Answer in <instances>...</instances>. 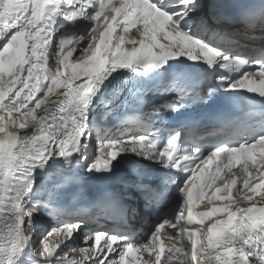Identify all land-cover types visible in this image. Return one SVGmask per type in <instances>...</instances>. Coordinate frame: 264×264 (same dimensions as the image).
<instances>
[{"label": "snow or ice", "instance_id": "snow-or-ice-1", "mask_svg": "<svg viewBox=\"0 0 264 264\" xmlns=\"http://www.w3.org/2000/svg\"><path fill=\"white\" fill-rule=\"evenodd\" d=\"M165 251L264 264V0H0V264Z\"/></svg>", "mask_w": 264, "mask_h": 264}, {"label": "bare ground", "instance_id": "bare-ground-1", "mask_svg": "<svg viewBox=\"0 0 264 264\" xmlns=\"http://www.w3.org/2000/svg\"><path fill=\"white\" fill-rule=\"evenodd\" d=\"M240 203L243 204L244 202L243 201H240ZM140 220H142L141 222H143V223H139L138 224L139 225V228H143V225L148 222V219L143 220V218H141ZM136 225H137V222H136ZM143 237L144 236L140 237L138 240H141ZM34 239H38V238L37 237H34ZM55 239H56L55 236L50 237V240H55ZM170 244H171V242L168 239H166L165 240V245L166 246H170ZM74 246H82V240H77L76 241V245H74ZM168 255H169V253L166 252V256H168ZM154 256H155V254H153V259H154ZM69 258L70 259H77L78 260V259H80V254L78 252H76V253H69ZM145 259H148V257L145 256ZM171 264H178V261L175 258H173Z\"/></svg>", "mask_w": 264, "mask_h": 264}]
</instances>
